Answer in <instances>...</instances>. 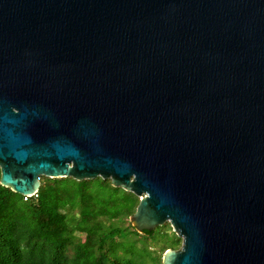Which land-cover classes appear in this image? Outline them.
Returning a JSON list of instances; mask_svg holds the SVG:
<instances>
[{"label": "water", "instance_id": "95a60500", "mask_svg": "<svg viewBox=\"0 0 264 264\" xmlns=\"http://www.w3.org/2000/svg\"><path fill=\"white\" fill-rule=\"evenodd\" d=\"M97 176L162 264H264V0H0V184Z\"/></svg>", "mask_w": 264, "mask_h": 264}, {"label": "trees", "instance_id": "16d2710c", "mask_svg": "<svg viewBox=\"0 0 264 264\" xmlns=\"http://www.w3.org/2000/svg\"><path fill=\"white\" fill-rule=\"evenodd\" d=\"M40 182L31 196L0 184V264H138L126 246L148 244L158 248L152 264H162L164 251L181 244L169 222L137 231L138 196L108 178Z\"/></svg>", "mask_w": 264, "mask_h": 264}, {"label": "rangeland", "instance_id": "374dc122", "mask_svg": "<svg viewBox=\"0 0 264 264\" xmlns=\"http://www.w3.org/2000/svg\"><path fill=\"white\" fill-rule=\"evenodd\" d=\"M171 229H172V227H171ZM159 245H161V243ZM180 245H179V247H180ZM179 247H177L175 249H178ZM125 249H130L128 251L130 253H132V255L135 257V259L138 260V264H152V260H153L152 258L156 257V251L158 248H156V246L154 244H148L146 250H144V248H142L141 246H138L135 249H131L129 246L128 247L126 246Z\"/></svg>", "mask_w": 264, "mask_h": 264}, {"label": "built area", "instance_id": "2783aa9c", "mask_svg": "<svg viewBox=\"0 0 264 264\" xmlns=\"http://www.w3.org/2000/svg\"><path fill=\"white\" fill-rule=\"evenodd\" d=\"M34 194H36V193H34ZM34 194H33V195H34ZM24 196H28V195H24ZM29 196H31V195H29ZM24 198H25V197H24Z\"/></svg>", "mask_w": 264, "mask_h": 264}]
</instances>
